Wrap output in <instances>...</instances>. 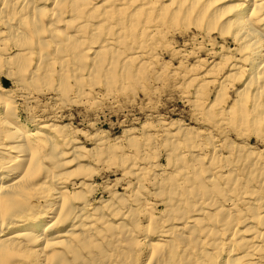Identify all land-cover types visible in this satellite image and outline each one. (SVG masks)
Listing matches in <instances>:
<instances>
[{"label":"bare ground","instance_id":"bare-ground-1","mask_svg":"<svg viewBox=\"0 0 264 264\" xmlns=\"http://www.w3.org/2000/svg\"><path fill=\"white\" fill-rule=\"evenodd\" d=\"M177 28L212 59L177 74L202 130L20 123L15 99L113 100ZM0 76V264H264V0H0Z\"/></svg>","mask_w":264,"mask_h":264},{"label":"rangeland","instance_id":"rangeland-1","mask_svg":"<svg viewBox=\"0 0 264 264\" xmlns=\"http://www.w3.org/2000/svg\"><path fill=\"white\" fill-rule=\"evenodd\" d=\"M177 29H173L174 31L175 30L176 31L171 36L167 37L168 43L170 42L169 47L171 48V50L168 51V49L164 48L165 47L164 45V47L161 48L162 50H159L158 52L159 54L157 55L158 62L155 63V66L149 65L148 70L146 69V71L140 73L136 81L137 83L134 82L135 85L132 84L131 85L132 87L130 86L129 88H125L122 91L119 92L117 91V93L115 92V97H116V98L114 97L115 100L114 99L111 100L110 98L111 96L108 97L106 96L105 98L102 96H96V94L93 96L92 94L90 95L87 94V96L90 97L82 95V97L80 96L81 98H79L78 96L79 100L76 103L70 102L69 103L70 105L67 107V105L60 106L58 103H55V101L50 99V97L48 96L46 97L35 96L37 97V98L34 97L37 102L32 101V103L30 104H25L21 100L15 99L16 108H17L16 114L19 118L20 123L23 126L28 127L29 130H33L34 126L32 125V123H30L31 122V120H29L30 116L34 115L36 118L42 117L44 119H50L49 117L52 118L54 114L53 112L56 111L60 116L61 121L58 120L60 123L70 125L74 129L77 128L84 134L90 136H93L97 132L100 135V132L101 133L103 132V134L107 135V138H109L111 144H113L116 140L114 137L117 138L120 137L122 142H126L124 139L128 138V136L139 137L142 134L141 135L142 137L140 136L139 138L138 137L136 138L137 141H140L141 145L143 144L142 147L145 146V142H144L146 139L145 136L147 131H149L150 127L152 128L150 129L151 133L156 134V132L158 131L157 134L158 133L160 134L161 128L156 126V122L159 119L161 120L163 119L162 121L167 124L171 122L173 123L178 122L179 124L184 125V127L186 126L188 128L193 127L194 129H200L203 126L199 125L200 123H198L197 119H196L197 121L195 120V116L192 113L191 105L187 104V99L190 100L192 98V95H190L189 93L190 92L189 87L186 86V83L184 84L185 79L184 80L181 79L182 76L179 75L184 74V72L187 69L191 68V66L196 62L197 59L200 60L205 59L206 54L204 52H201L202 51L201 50L193 56L190 55L191 53H193V47L194 49L197 48L194 46L196 42L194 43V41H191L192 40L190 39L192 38L191 35L186 33L184 34L182 33V31H180L185 29L183 28H181L180 30ZM198 41L200 42L201 39ZM216 43L219 44L221 42L219 39H216ZM217 46L219 47L220 44L216 46H212V48L216 52H219ZM207 47L210 48L211 46H207ZM172 50H175L176 52L174 57L172 55ZM182 52L184 53L182 54ZM177 53H179L178 56L176 55ZM188 54L190 57L188 56ZM186 56L188 58H186ZM206 60H207L206 65L207 64L209 65L210 62L212 61V59L209 58H206ZM180 67L183 69H181ZM149 69H151L150 72L154 70L152 72V75L148 72ZM199 70L204 71V68L198 69L197 72ZM157 73H159L161 76L160 79L156 81L152 78L155 76L154 74ZM174 75L175 77H172ZM0 79L3 80V77L0 76ZM9 82L10 83L6 82V84H4V87L11 88L14 90L15 88L14 84L10 80ZM185 86L188 88H186ZM208 90H210V87L206 86L205 91L208 92ZM205 91L204 93L207 94V92ZM188 95H190L189 98L186 97ZM141 139L142 140L144 139V141H142ZM159 155H161V158L158 159L159 163L164 164L165 158L163 157V153L161 152V154ZM119 175L120 173L117 174L109 173L106 179H108V181L111 184H113L114 180H116L117 182ZM102 178L103 177L97 179V184H102L106 181L105 179ZM128 181L131 182V180ZM128 181L126 182L127 184L124 183L120 185L115 182L116 185L113 189H115L118 193H122L123 191H121V189H124L125 185H128Z\"/></svg>","mask_w":264,"mask_h":264}]
</instances>
